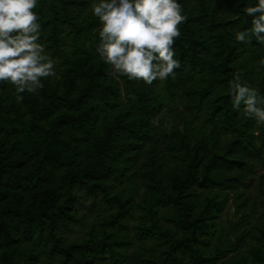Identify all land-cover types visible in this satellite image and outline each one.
<instances>
[{"label":"trees","instance_id":"1","mask_svg":"<svg viewBox=\"0 0 264 264\" xmlns=\"http://www.w3.org/2000/svg\"><path fill=\"white\" fill-rule=\"evenodd\" d=\"M177 2L181 66L147 85L99 57L93 0H38L59 78L0 82V264H264V125L229 92L264 96V45L235 39L257 0Z\"/></svg>","mask_w":264,"mask_h":264},{"label":"clouds","instance_id":"2","mask_svg":"<svg viewBox=\"0 0 264 264\" xmlns=\"http://www.w3.org/2000/svg\"><path fill=\"white\" fill-rule=\"evenodd\" d=\"M38 0H0V82L15 88V99L21 103L24 94H36L42 79L59 78L55 61L39 43V16L33 11ZM92 14L100 21L96 52L112 67V73L142 80L152 85L163 81L180 62L174 59V39L181 36L178 25L186 21L177 0H93ZM251 27L237 31L235 39L250 43L249 37L264 45V0L246 6ZM264 65V60L261 61ZM231 102L242 115L264 125V96L258 89L242 82L237 72L229 81Z\"/></svg>","mask_w":264,"mask_h":264},{"label":"rangeland","instance_id":"3","mask_svg":"<svg viewBox=\"0 0 264 264\" xmlns=\"http://www.w3.org/2000/svg\"><path fill=\"white\" fill-rule=\"evenodd\" d=\"M97 207H104L103 204L100 205H96ZM234 205L230 204L225 210L224 212L221 214V216L219 217V220L225 225L227 223V221L229 219H236L233 218V211H234ZM81 225L80 224H74L73 226V230L69 233V237L71 238H76L79 236L80 232H81Z\"/></svg>","mask_w":264,"mask_h":264}]
</instances>
